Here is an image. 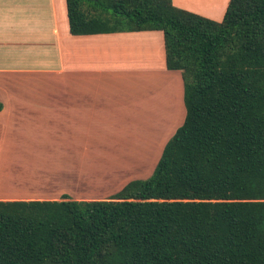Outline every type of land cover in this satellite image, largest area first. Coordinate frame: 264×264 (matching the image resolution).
I'll use <instances>...</instances> for the list:
<instances>
[{
  "label": "trees",
  "instance_id": "1",
  "mask_svg": "<svg viewBox=\"0 0 264 264\" xmlns=\"http://www.w3.org/2000/svg\"><path fill=\"white\" fill-rule=\"evenodd\" d=\"M72 34L160 30L185 116L108 198L0 199V264H264V0H65ZM2 103L0 102V110Z\"/></svg>",
  "mask_w": 264,
  "mask_h": 264
},
{
  "label": "crops",
  "instance_id": "2",
  "mask_svg": "<svg viewBox=\"0 0 264 264\" xmlns=\"http://www.w3.org/2000/svg\"><path fill=\"white\" fill-rule=\"evenodd\" d=\"M172 2L220 20L228 0L216 16ZM163 74L180 78L183 87L181 71L166 68L160 30L72 34L65 0H0V158L18 159L14 168L0 163V199H101L118 191L131 177L117 178L119 184L101 193L105 196L82 194L87 189L78 187V179L102 170L105 163H93L94 158L114 156L110 138L120 117L132 124L139 120L138 98L118 101L117 80L123 77L125 94L130 90L140 97L146 87L161 85ZM179 92L176 125L185 116L183 89ZM148 109L151 116L161 107ZM128 148L124 157L136 151ZM76 187L79 195L72 196L69 188Z\"/></svg>",
  "mask_w": 264,
  "mask_h": 264
},
{
  "label": "rangeland",
  "instance_id": "3",
  "mask_svg": "<svg viewBox=\"0 0 264 264\" xmlns=\"http://www.w3.org/2000/svg\"><path fill=\"white\" fill-rule=\"evenodd\" d=\"M176 1L200 9L214 16L221 12L227 2V0ZM213 19L219 20L217 18ZM122 80L123 77L117 80L119 81L117 86L120 88V90H118L117 100L123 101L125 98H138V102H136L135 105L136 109H139L138 113H140V115L137 116V119L139 120L136 119L137 121L132 124V121L134 120H128L129 117L124 116L125 118L120 117L117 124L113 125V137H111L110 140L113 139L112 144L115 149L111 152L112 149L110 148L111 150L109 154H114V156L110 158H94L93 163L95 162L97 164L98 161H101V164L105 163V166L96 174H87L78 179V183L81 185L78 187H81V189L82 187L87 189V191H82V194L105 196L101 193L107 194L109 193V190L112 192V190L116 188L117 184H119H116L115 182L117 178H120L121 182H123L126 178L129 179L130 177V180L148 178L151 175L160 155H157V150L161 148L164 140H168L175 132L176 128L181 125H176L181 118L182 109L180 106L182 99L179 96V90L182 91L183 87L180 78L178 80H169V77H166L163 74L160 79L162 81L159 82L161 85L154 86L153 88L146 87V91H143V94L141 95L142 97L144 95L143 101L140 100L141 96L139 97L134 95L133 91H131V93L129 89V91L125 94V91L122 89L125 88V86L121 83ZM149 92L151 94L150 97L147 95ZM157 105L159 108L161 107V110L155 114L152 112V115L149 116L151 110L148 109V107L155 109ZM130 107H134V105L130 103ZM171 107H173V109ZM144 109H146V111ZM131 146H134L136 151L133 155L129 156V154L124 157V154L126 153L124 150L129 149L128 147ZM13 147L14 149L12 150H17V148H15V144ZM15 153L17 152H14V154ZM37 160L39 161L36 162V165L40 166L43 162L41 159ZM88 160L89 162L91 161V159ZM17 161L18 159L15 156L12 158H0L1 165L11 166L13 168L15 167ZM57 184L58 183L53 184V189L56 188L55 193H58V190L61 188V186L58 187ZM75 185H73V187H75ZM78 187L75 189H78ZM69 189L68 190L72 193V196L79 195L76 193L77 191L79 193L81 190H75L74 188Z\"/></svg>",
  "mask_w": 264,
  "mask_h": 264
}]
</instances>
